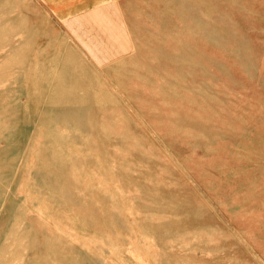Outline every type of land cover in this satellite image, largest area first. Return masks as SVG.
Segmentation results:
<instances>
[{
    "label": "rangeland",
    "instance_id": "rangeland-1",
    "mask_svg": "<svg viewBox=\"0 0 264 264\" xmlns=\"http://www.w3.org/2000/svg\"><path fill=\"white\" fill-rule=\"evenodd\" d=\"M126 7L0 0V264H264V0Z\"/></svg>",
    "mask_w": 264,
    "mask_h": 264
},
{
    "label": "crops",
    "instance_id": "crops-1",
    "mask_svg": "<svg viewBox=\"0 0 264 264\" xmlns=\"http://www.w3.org/2000/svg\"><path fill=\"white\" fill-rule=\"evenodd\" d=\"M56 17L76 35L116 37L126 25L130 0H44ZM125 6V7H124ZM102 30V31H101ZM75 33V32H73Z\"/></svg>",
    "mask_w": 264,
    "mask_h": 264
}]
</instances>
